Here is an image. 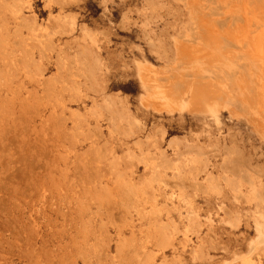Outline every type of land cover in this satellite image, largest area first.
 Instances as JSON below:
<instances>
[{
    "label": "rangeland",
    "instance_id": "374dc122",
    "mask_svg": "<svg viewBox=\"0 0 264 264\" xmlns=\"http://www.w3.org/2000/svg\"><path fill=\"white\" fill-rule=\"evenodd\" d=\"M14 1L0 0V264H264V134L232 112L240 108L232 99L213 115L157 113L143 106L141 85V66L161 79L186 70L178 40L195 42L199 22L246 24L264 53V0H68L63 8L23 0L20 17L7 11ZM50 13L67 16L69 26L41 60L45 90L29 82L33 74L11 47L30 45L38 63L29 28L55 31ZM2 53L16 63L11 81ZM240 70L225 60L215 74L199 72L226 77L228 90ZM174 88L187 92L185 84ZM164 150L185 182L164 171ZM194 154L207 167L191 169Z\"/></svg>",
    "mask_w": 264,
    "mask_h": 264
},
{
    "label": "bare ground",
    "instance_id": "6f19581e",
    "mask_svg": "<svg viewBox=\"0 0 264 264\" xmlns=\"http://www.w3.org/2000/svg\"><path fill=\"white\" fill-rule=\"evenodd\" d=\"M251 2L253 3V1H251ZM254 2H255V0H254ZM252 3H251V5H252ZM258 4L259 3H257V5ZM262 4H263V2H262ZM54 5H60L62 8L66 7V6H68V0H45V7L52 8ZM257 5H255L256 6L255 10L256 9L258 10V6ZM253 10H254V8H253ZM7 11L10 14H12L13 16H15V17H20L21 13L23 12V0H15L13 5H9V7H7ZM49 17L52 18V20L54 21V25L56 27L55 31H50L49 30L50 27L48 25H42V24L37 29H34L32 27L29 28V34H28L29 37H28V39L32 40V39L35 38V40H37L38 43H39V47H38V50H37L38 51V55H37L38 56V63L35 61V57H34L35 51L31 48L30 45L25 44L26 46H24L23 51H20V49H22V48L18 49L14 45H12V47H11V50H12V53L14 54V56H16L17 53H18V55L22 56V59L20 58L21 60H19V62L21 61L22 65H23L22 67H24V69L26 68L28 70V71H26V73L29 76L31 74H33V75H31V77L29 79V82L33 83L34 79H36L37 86H42V87H44V85H46L48 83V81L46 79L42 78V70H41V62L42 61L41 60L44 59V58H48V54L53 51V49H54L53 37L60 36V35H63L65 33H67L66 29L69 26L68 17L67 16H63L61 13L58 14V15H55V16L52 13H50ZM226 18H227V16H226ZM235 22H236V20H235ZM70 25L72 26V28H74V22H71ZM214 25H215L214 23L212 25V24H207L205 22L204 23L203 22H199V23H197V26L195 27V29L193 30V33H192V37L194 38L195 42L186 41L185 39H179L178 40V44H177L178 57H179V60L182 62V64L184 66H186V70L182 71L181 74H173L172 76H170V77H168L166 79H161L160 78V74L158 72H154V73L151 72L152 68L146 67V65L141 66V70H142L141 85H142V88H144V90H145V95H143V98H142V104H143V106L145 108L152 109L153 111H155L157 113L172 114L174 112L189 111V112H203V113H206V114H209V115H213L215 113H218L220 111V109L225 107V103L226 102L229 103V101H232V100H233L232 102H234V101L236 102L237 101L238 102L237 104H240L238 106L241 109L238 108V107H234L232 109V112L235 113L236 115L245 116L249 120V122L252 124L253 129L258 134H260L262 136L264 134V57H263L264 53H261L263 50L260 51L259 50L260 48L259 49L257 48L259 46V44H258V46L254 45V41L256 39L253 37V35L250 34V32H253L252 34H254L255 31H250L249 32V27L250 26L249 27L248 26L245 27L244 25H246V24H244L243 26L240 25V24H234V23L233 24H223V25H219V26L218 25L214 26ZM251 27H252V23H251ZM255 29L258 30L260 28H255ZM39 32H42V34L39 35L38 34ZM8 34L11 36L12 32L9 30ZM241 34H243L244 36L241 35ZM260 34L263 35L264 32L263 33L261 32ZM2 38H3L2 34L0 33V43H1V39ZM263 38H261V39H263ZM225 41H228V42L225 43ZM262 41L264 42V40H262ZM222 43H224V45ZM255 43L257 44V42H255ZM259 43H261V42H259ZM36 45H38V44H36ZM262 45H260V47ZM261 57H263V59H261ZM9 58L12 59L11 57H9ZM1 59L3 60L5 66L7 68L6 70H8V69H10V68H12L13 66L16 65V63L14 61H12L11 66L7 64V62H6L7 56H6L5 53L1 54ZM225 60L227 62H230V63H233V64L237 62V63H239V66L241 68V70L238 71L235 75L231 74V78L229 80L231 82L227 85L228 90L225 89L224 88L225 86L223 85V83H225V81H226V77H224V76L219 77L218 81H217V79H216V77H214V75L212 77L211 76H203L199 72L202 68H204V70H208V71L212 70L213 73L215 74V73L218 72L217 70H222ZM241 60H243V62H241ZM28 68H32V73H31V70L28 69ZM214 68H218V69L215 70ZM13 71H15V70L14 69L12 71L8 70L7 71L8 74L7 73L6 74L9 75V77H10ZM29 72H30V74H29ZM15 73H16V71L14 72V74ZM0 74H1V72H0ZM25 74H24V76L27 78V74L26 75ZM16 76H18V75L16 74ZM16 76H13V77L16 79L17 78ZM6 77L7 76L5 75V78ZM0 79L2 80V77ZM6 80H7V78H6ZM9 80L11 81V77H10ZM9 80H8V82H10ZM177 84H185V88L187 89L186 93H189L188 95L190 96V103L189 104H186V105L183 104V100H184V97H185L186 93L181 94V93H178V92L174 91V89H175L174 86H176ZM6 87H7V85H6ZM0 88H1V86H0ZM3 88H1V89H3ZM1 89H0V91L2 92L4 89L3 90H1ZM43 89L46 90L45 87ZM48 89H50V88H48ZM20 91H21V89L19 90V92ZM62 91H63V88H62ZM15 92H13V93L15 94ZM225 92L229 93L230 97H228L227 95L221 94V93H225ZM5 93H7V91ZM78 94H79V92H78ZM0 95H2V94H0ZM53 95H54V93H53ZM6 97H7V95H6ZM3 98H5V96ZM215 99L216 100L220 99V100H219V102H216ZM49 102L50 101H48V105H49ZM55 103H58V101L56 100ZM20 104H19V106H20ZM52 104H54V103L52 102ZM56 106H54V108ZM229 106H231V105H228V107ZM13 110H15V109H13ZM54 114L55 113H53V115ZM235 114H234V117H235ZM5 116H6V113H5ZM1 122H0V124H1ZM57 123L60 124V122H57ZM1 126H0V128H1ZM27 126H28V124H27ZM28 128L29 127H27L26 130H28ZM26 130H24V131H26ZM7 131L8 130H6V134H7ZM25 133H27V132H25ZM12 136H14V135H12ZM9 139L10 138H8V140ZM1 140H3V138ZM89 141L91 142V144H94V142H95V140L93 139L92 136L89 138ZM3 142H4V140H3ZM10 143H12V142H10ZM7 145H6V148H7ZM36 145H37V143H36ZM10 147L12 148V146H10ZM14 148L15 147H13V149ZM0 150H1V148H0ZM3 150H5V149H3ZM3 150H2V152H3ZM9 150L10 149H8L7 151H9ZM31 150H33V149H31ZM5 151H4V153H6ZM160 158L162 159V164L161 165H162V167H163L165 172L168 171V170L177 171V174L174 177V179L180 180L181 182H185V180H186L185 177L186 176H184L183 173L180 172L179 163H172L167 158L165 150L160 153ZM21 159L22 158L20 157V161H21ZM206 162L207 161H206L205 157H203L201 155H195L194 154L189 159V163L191 164V169H197V166L202 164V163H204L205 167H207V163ZM97 163H98V161L96 162V164ZM159 164H160V162H159ZM78 166L79 165H77V167H76L77 169L79 168ZM98 166H99V164H98ZM86 169L89 170L88 167ZM91 170H92V168H91ZM21 171H22V169H21ZM97 172L98 171L96 169V174L99 173V172L98 173ZM14 176H15V174H14ZM76 177H78V176H75V178ZM214 179L215 178L213 176H211V175H209L206 178V181L208 183V187L212 191H215L217 189V185L214 183ZM249 184L251 186V192L253 194H256L257 187L255 186V183L253 182V180L250 179V178H249ZM38 186H37V188H38ZM125 187H126V184H125ZM39 190H41V189H39ZM237 191L239 192L240 190L237 188ZM38 193H39V191H38ZM81 194H82V192H81ZM28 197H29V195H28ZM30 197H31V195H30ZM36 197H37V195H36ZM39 197H42V194L41 195L39 194ZM28 203L30 204V202H28ZM51 203H52V201H51ZM31 204H32V200H31ZM36 205H37V203H36ZM55 208H57V207H55ZM51 211H52V209H51ZM51 211H49V212H51ZM35 212H37V211H35ZM11 217H14V216H11ZM13 219H15V218H13ZM22 221H21V223H22ZM31 223H33V221ZM41 225H43V224H41ZM33 230H35V229H33ZM40 231H41V229H40ZM40 231H39V229L36 230V232H38V233ZM0 235H2L1 232H0ZM163 236H164V234H163ZM33 238H31V239H33ZM41 238H43V237H41ZM39 239H40V236H39ZM159 239L162 240V238H159ZM165 239L168 240V238H165ZM167 240H166V242H167ZM30 244H32V243L30 242ZM161 244H164V243H161ZM2 248H4V247H2Z\"/></svg>",
    "mask_w": 264,
    "mask_h": 264
}]
</instances>
